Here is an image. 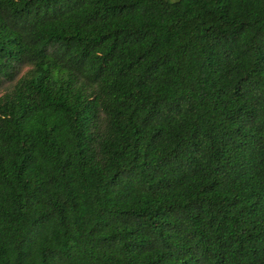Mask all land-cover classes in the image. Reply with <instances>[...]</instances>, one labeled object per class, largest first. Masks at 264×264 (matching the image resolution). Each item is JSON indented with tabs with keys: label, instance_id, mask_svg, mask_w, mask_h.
Returning <instances> with one entry per match:
<instances>
[{
	"label": "trees",
	"instance_id": "trees-1",
	"mask_svg": "<svg viewBox=\"0 0 264 264\" xmlns=\"http://www.w3.org/2000/svg\"><path fill=\"white\" fill-rule=\"evenodd\" d=\"M0 264H264V0H0Z\"/></svg>",
	"mask_w": 264,
	"mask_h": 264
},
{
	"label": "rangeland",
	"instance_id": "rangeland-1",
	"mask_svg": "<svg viewBox=\"0 0 264 264\" xmlns=\"http://www.w3.org/2000/svg\"><path fill=\"white\" fill-rule=\"evenodd\" d=\"M7 87V83L0 84V93Z\"/></svg>",
	"mask_w": 264,
	"mask_h": 264
}]
</instances>
